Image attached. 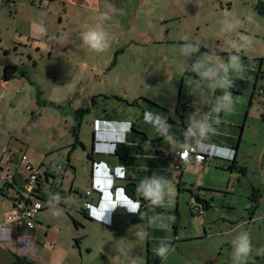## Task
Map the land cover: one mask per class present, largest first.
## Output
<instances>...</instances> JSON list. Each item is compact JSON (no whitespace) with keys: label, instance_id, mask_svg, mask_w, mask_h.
<instances>
[{"label":"crops","instance_id":"1","mask_svg":"<svg viewBox=\"0 0 264 264\" xmlns=\"http://www.w3.org/2000/svg\"><path fill=\"white\" fill-rule=\"evenodd\" d=\"M258 1L264 0L256 3ZM4 2L13 9L14 18H21L23 27L18 35L14 34L12 47L0 52V114L11 104L14 109L26 108L33 101L42 111L51 101L37 102L40 83L34 84L30 77V74L35 75L36 64L31 59L16 57V52L10 55L17 49L16 41L19 45L31 40L36 42L38 35L33 32L39 30L42 23L46 30L57 16L60 21L61 15L75 8L73 6L96 9L98 0ZM137 5L143 6L144 0ZM41 17L43 21H39ZM133 18L143 22L144 15L135 14ZM168 19H163L162 24ZM139 34V42L160 38L159 30L149 28L141 29ZM228 58L229 54L224 60L225 68ZM5 65H14L17 70L12 78L4 80ZM259 68L257 64L247 65L232 58L226 73L216 75L190 70L194 74L191 77L199 83L195 100L182 93L161 104L149 92L137 87L127 89L125 84L118 88L105 84L103 92L109 96H103L102 90H98L89 91L84 100L79 94L72 99L70 110L61 114L66 116L61 133L68 141L58 148H67L63 150L67 166L55 165L62 173L71 167L72 180L69 184L65 179L56 183L55 171L47 170L35 189L39 198L41 195L46 198L55 190L53 194L56 196L59 192L65 204L71 199L74 210L65 207V212L75 227L66 224L68 220L64 237L70 245L71 251L66 255L72 264H257V261L264 264V145L259 144L264 124L261 131L246 118L239 133L243 104L237 100L239 93L231 92L228 87L238 78L246 80L248 85L254 77L252 94L255 97L256 88L264 85V75L259 73ZM35 82H39L38 79ZM74 85L77 83L72 82L70 90ZM100 97L98 102L96 98ZM82 105L85 107L81 108ZM76 119L79 142L75 143L71 129ZM53 123L56 122L53 120ZM57 128L62 126L57 123ZM78 147L82 151L78 152ZM190 147L203 152L205 160L181 163L177 168L180 161L177 153ZM52 151L45 150L44 155ZM21 154H25L32 165L46 167V158L34 151L21 150V146L0 149V225L8 223L6 216L13 210L12 197L21 190L26 176ZM9 178L13 186L8 187ZM129 183L137 185L140 197L127 195L133 194L129 188L126 191L123 188ZM152 185H157L159 191L154 193ZM87 190H90L88 195ZM84 201L88 202L85 206ZM41 204L33 230L9 223L12 235L10 240L0 239V264H9L15 259L8 242L15 239L17 242L20 236L29 235L33 240L29 248L23 251L17 243L16 253L19 257L26 255L25 252L33 254L40 233L52 230L53 226L45 221L42 212L47 203ZM140 205V216L143 214L146 218L133 221ZM97 214H102L99 219ZM245 235L250 239L251 251L238 260L235 258L237 238ZM160 248L168 250L166 258L159 255ZM62 264H66L65 261Z\"/></svg>","mask_w":264,"mask_h":264},{"label":"rangeland","instance_id":"2","mask_svg":"<svg viewBox=\"0 0 264 264\" xmlns=\"http://www.w3.org/2000/svg\"><path fill=\"white\" fill-rule=\"evenodd\" d=\"M139 1L115 0L113 3L112 0H98L96 9L73 6L75 8L61 15L60 21L57 16L46 32L40 31L43 23L39 30H34L33 34L38 35L36 42L27 41L25 46L16 41L17 49L11 48L10 55L16 52V57L35 62V75L29 73L30 77L34 84L40 83V99L50 100L51 104L42 111L35 107L34 101L26 108L14 109L13 104L7 107L0 114V149L21 146V150L34 151L45 157L46 169L55 165L67 166L66 151H63L67 148L58 149L68 141L61 133L66 117L61 114L70 110L71 101L78 94L81 100L89 91L102 90L103 96H109L103 92L105 84L114 88L125 84L127 89L137 87L142 92H149L161 104L182 93L195 100L199 83L191 77L194 74L190 70L216 75L226 73L230 70L232 58L247 65L257 64L260 74L264 75V16L255 10L257 0H144V5L138 6ZM8 5L0 0V52L12 47L14 34L18 35L23 27L21 18H14L13 9ZM135 14H143V22L134 19ZM165 18L169 19L162 24ZM92 28L106 33L108 46L104 51L97 52L85 45L82 33ZM144 28L159 30L160 38L139 42V31ZM117 50L120 53L114 55ZM228 54L225 68L224 60ZM113 58H116V64L110 65ZM186 69L188 73H185ZM251 78L241 93L236 94L237 100L243 104L239 133L246 118L259 130L264 124V93L252 98L254 77ZM72 82L77 85L70 90ZM101 99L96 98L98 102ZM57 123L61 129L57 128ZM259 141L264 145V132ZM77 149L82 151L81 147ZM45 150L53 151L45 156ZM54 175L56 183L65 179L69 184L73 172L68 167L65 173L60 170ZM65 187L66 190V184ZM53 192L46 198L40 194L41 202L48 204L42 211L45 221L53 227L47 234L40 233L33 254L25 252L26 255L22 256L32 264H62V261L72 264L66 255L70 245L64 236L65 231L68 232L66 224H74L66 217L65 207L71 211L74 208L71 199L65 204L59 192L55 193L56 196ZM7 244L19 257L16 239ZM262 263L257 261V264Z\"/></svg>","mask_w":264,"mask_h":264},{"label":"built area","instance_id":"3","mask_svg":"<svg viewBox=\"0 0 264 264\" xmlns=\"http://www.w3.org/2000/svg\"><path fill=\"white\" fill-rule=\"evenodd\" d=\"M264 85L259 87L258 93H263ZM193 130H190L192 133ZM179 163L176 164L177 168H180L181 163H194L202 162L206 156L203 152L197 150L194 147L185 148L177 153ZM20 160L23 162V168L26 172L22 188L16 191V194L12 197L13 210L8 213L6 220L8 223L0 225V239L10 240L12 235V227L9 224L12 222L15 226H22L28 230L35 228L36 220L39 215V211L42 208L41 199L36 193V184L41 176L47 174V170L60 171L59 166H53L54 168L46 169L44 165L35 166L28 160L25 154H21ZM52 167V166H51ZM6 184L13 186V180L7 179ZM90 193V190L86 191V195ZM88 202L84 201L83 205H87ZM32 237L29 235H22L18 238V246L20 249L27 250L31 243Z\"/></svg>","mask_w":264,"mask_h":264},{"label":"trees","instance_id":"4","mask_svg":"<svg viewBox=\"0 0 264 264\" xmlns=\"http://www.w3.org/2000/svg\"><path fill=\"white\" fill-rule=\"evenodd\" d=\"M39 3V2H38ZM255 8H256V11L264 16V1H258L256 4H255ZM120 53V50H117L115 51L114 55H118ZM117 58V57H116ZM116 58L113 60L112 59V62L110 63V65H114L116 63ZM16 67L14 65H5L4 68H3V74H2V79H9V78H12L15 73H16ZM260 73V71H259ZM247 85V82L246 80L244 79H241V78H238V79H235L233 80L230 84H229V90L233 93H241L242 89L245 88ZM259 87L261 86H258L256 89H259ZM258 91V90H256ZM258 93V92H257ZM258 94H261V93H258ZM252 97H253V94H252ZM141 99H144L145 101H148L149 103H151L152 105L154 106H157L159 107L161 110H164L165 112L167 113H171L169 110H167L166 108H163L162 106H159L158 104L154 103V102H151L145 98H141ZM137 99L133 100L131 103L133 104L134 102H136ZM37 102L38 103H45L43 102L41 99H40V92L37 93ZM51 104V102H50ZM56 106H59L58 104H55ZM79 112V111H78ZM78 125H79V122H78V119H76V122L74 124V126L72 127L71 131L74 135V141L75 143L76 142H79L78 141V137H77V129H78ZM126 191V189L129 190L133 193V194H128L127 195L131 198H134L133 195H136V197H140V189L137 187V185L133 184V183H129L127 185V187H123ZM138 201V200H137ZM140 201V200H139ZM198 201H200L198 199ZM204 204H206V202H204ZM141 207L142 205H140V209H138V211L135 213L134 217H133V221H137V220H145L146 216H140V214L142 213V210H141ZM9 264H32L30 262H28L25 258H20V257H16L15 255V259L9 263Z\"/></svg>","mask_w":264,"mask_h":264},{"label":"clouds","instance_id":"5","mask_svg":"<svg viewBox=\"0 0 264 264\" xmlns=\"http://www.w3.org/2000/svg\"><path fill=\"white\" fill-rule=\"evenodd\" d=\"M40 31H41V33H43L46 30L41 28ZM82 36H83V40H84L85 45H87L89 48H91L94 51H97V52L104 51L108 46L107 39H106V33L103 30H98V28L89 29L88 31L83 32ZM101 121L107 122L108 124L110 123V121H106V120H101ZM130 126H131V124H130ZM151 190L155 193V192L159 191V188L157 185H152ZM135 201L139 202L137 200H135ZM139 204H141V203H139ZM124 208H126V207H124ZM131 209L135 210L136 207H132ZM100 215H102V214H100ZM100 215H97L96 218L99 219ZM237 239H238V244H237L236 249H235V258L238 260H242L243 258L247 257L248 254L250 253L251 243H250V239L246 235L240 236ZM158 251H159V255L162 258H166V254L168 252L167 249L160 248Z\"/></svg>","mask_w":264,"mask_h":264},{"label":"snow or ice","instance_id":"6","mask_svg":"<svg viewBox=\"0 0 264 264\" xmlns=\"http://www.w3.org/2000/svg\"><path fill=\"white\" fill-rule=\"evenodd\" d=\"M225 155H227V153H225ZM97 215H99V214H97Z\"/></svg>","mask_w":264,"mask_h":264},{"label":"flooded vegetation","instance_id":"7","mask_svg":"<svg viewBox=\"0 0 264 264\" xmlns=\"http://www.w3.org/2000/svg\"><path fill=\"white\" fill-rule=\"evenodd\" d=\"M256 90H258V89H256Z\"/></svg>","mask_w":264,"mask_h":264}]
</instances>
